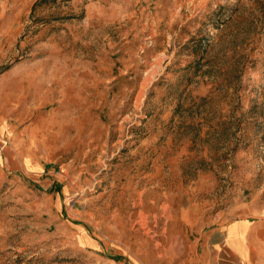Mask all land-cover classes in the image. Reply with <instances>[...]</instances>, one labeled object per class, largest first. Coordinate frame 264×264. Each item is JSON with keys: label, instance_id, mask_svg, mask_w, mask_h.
Segmentation results:
<instances>
[{"label": "rangeland", "instance_id": "obj_1", "mask_svg": "<svg viewBox=\"0 0 264 264\" xmlns=\"http://www.w3.org/2000/svg\"><path fill=\"white\" fill-rule=\"evenodd\" d=\"M261 206L264 0H0V264H203Z\"/></svg>", "mask_w": 264, "mask_h": 264}, {"label": "crops", "instance_id": "obj_2", "mask_svg": "<svg viewBox=\"0 0 264 264\" xmlns=\"http://www.w3.org/2000/svg\"><path fill=\"white\" fill-rule=\"evenodd\" d=\"M203 264H264V206L248 209L217 228Z\"/></svg>", "mask_w": 264, "mask_h": 264}, {"label": "trees", "instance_id": "obj_3", "mask_svg": "<svg viewBox=\"0 0 264 264\" xmlns=\"http://www.w3.org/2000/svg\"><path fill=\"white\" fill-rule=\"evenodd\" d=\"M116 258H118V257H116ZM115 259V258H114Z\"/></svg>", "mask_w": 264, "mask_h": 264}]
</instances>
